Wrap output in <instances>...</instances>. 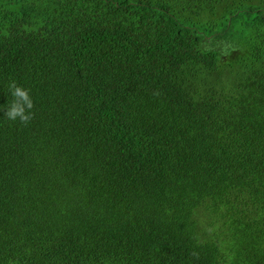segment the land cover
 Segmentation results:
<instances>
[{
  "label": "trees",
  "instance_id": "trees-1",
  "mask_svg": "<svg viewBox=\"0 0 264 264\" xmlns=\"http://www.w3.org/2000/svg\"><path fill=\"white\" fill-rule=\"evenodd\" d=\"M0 264H264V0H0Z\"/></svg>",
  "mask_w": 264,
  "mask_h": 264
},
{
  "label": "clouds",
  "instance_id": "clouds-1",
  "mask_svg": "<svg viewBox=\"0 0 264 264\" xmlns=\"http://www.w3.org/2000/svg\"><path fill=\"white\" fill-rule=\"evenodd\" d=\"M9 91L13 97L10 107L7 108L5 118L10 121L19 120L23 124H27L32 119L31 109L33 101L29 94V90L18 86L15 82L9 85ZM193 255H198L193 253Z\"/></svg>",
  "mask_w": 264,
  "mask_h": 264
}]
</instances>
